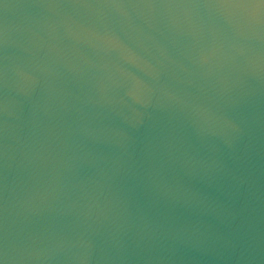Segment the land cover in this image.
Here are the masks:
<instances>
[{
  "label": "water",
  "instance_id": "water-1",
  "mask_svg": "<svg viewBox=\"0 0 264 264\" xmlns=\"http://www.w3.org/2000/svg\"><path fill=\"white\" fill-rule=\"evenodd\" d=\"M0 264H264V0H0Z\"/></svg>",
  "mask_w": 264,
  "mask_h": 264
}]
</instances>
